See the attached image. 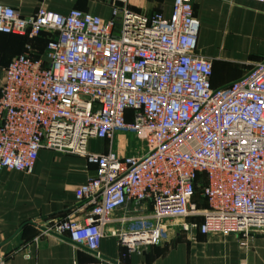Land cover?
<instances>
[{
	"label": "built area",
	"instance_id": "1",
	"mask_svg": "<svg viewBox=\"0 0 264 264\" xmlns=\"http://www.w3.org/2000/svg\"><path fill=\"white\" fill-rule=\"evenodd\" d=\"M198 28L192 0H173L168 17L118 5L110 17L78 8L61 14L43 3L22 17L0 4V33L48 35L40 54L27 42L0 64V169L30 174L41 148L83 155L96 166L75 189L88 208L84 217L43 231L99 261L111 223L117 226L109 233L138 251L160 244L174 218L200 217L181 223L188 232L241 233L244 246L264 233V58L213 87L212 61L195 52ZM119 130L145 140L146 150L86 151L88 138L112 139ZM197 188L205 208L194 200ZM147 205V213L130 212Z\"/></svg>",
	"mask_w": 264,
	"mask_h": 264
},
{
	"label": "crops",
	"instance_id": "2",
	"mask_svg": "<svg viewBox=\"0 0 264 264\" xmlns=\"http://www.w3.org/2000/svg\"><path fill=\"white\" fill-rule=\"evenodd\" d=\"M65 14L78 8L102 17H110L114 5L151 15L154 11L168 17L173 0H0L22 17L35 14L38 6ZM199 21L195 52L212 61L210 82L223 86L245 75L264 58V3L255 0H192ZM30 42L33 54L45 47L42 35L28 40L25 36L0 33V64L6 65ZM126 112V120H131ZM118 132V131H117ZM116 132V133H117ZM112 139L90 137L86 151L121 156V144ZM96 175V166L83 155L41 148L30 174L0 169V253L6 264H74L99 261L64 237L47 233L41 227L59 219H82L88 208L79 203L75 189ZM150 206L130 207L133 214L149 212ZM198 219V220H197ZM187 217L186 223L199 222ZM111 223L99 241L101 264H264V233H253L242 245L241 233L203 234L172 225L158 245L130 250L111 233Z\"/></svg>",
	"mask_w": 264,
	"mask_h": 264
},
{
	"label": "rangeland",
	"instance_id": "3",
	"mask_svg": "<svg viewBox=\"0 0 264 264\" xmlns=\"http://www.w3.org/2000/svg\"><path fill=\"white\" fill-rule=\"evenodd\" d=\"M116 134L117 136L115 138L121 144L122 153H126L129 155H141L147 148V143L145 140L136 137L132 132L128 130H119ZM202 204L204 205L203 202ZM186 220L187 218H174L169 221V224L174 225L179 229L181 228V223L185 222ZM169 231H167L168 234Z\"/></svg>",
	"mask_w": 264,
	"mask_h": 264
},
{
	"label": "trees",
	"instance_id": "4",
	"mask_svg": "<svg viewBox=\"0 0 264 264\" xmlns=\"http://www.w3.org/2000/svg\"><path fill=\"white\" fill-rule=\"evenodd\" d=\"M40 35H42L44 37L45 42H46L47 41V37H48L47 33L40 32L37 36H40ZM194 200L196 201L198 207H200V208H205L207 206V201H206V199L203 196H201L199 188L196 189V192H195V195H194ZM202 202L204 203V205L202 204Z\"/></svg>",
	"mask_w": 264,
	"mask_h": 264
},
{
	"label": "water",
	"instance_id": "5",
	"mask_svg": "<svg viewBox=\"0 0 264 264\" xmlns=\"http://www.w3.org/2000/svg\"><path fill=\"white\" fill-rule=\"evenodd\" d=\"M42 230H45V227H41Z\"/></svg>",
	"mask_w": 264,
	"mask_h": 264
}]
</instances>
